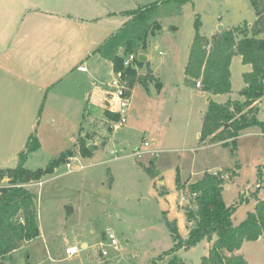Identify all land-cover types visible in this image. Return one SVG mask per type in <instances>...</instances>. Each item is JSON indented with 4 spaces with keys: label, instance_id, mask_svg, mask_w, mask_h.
<instances>
[{
    "label": "rangeland",
    "instance_id": "1",
    "mask_svg": "<svg viewBox=\"0 0 264 264\" xmlns=\"http://www.w3.org/2000/svg\"><path fill=\"white\" fill-rule=\"evenodd\" d=\"M258 2L264 11V0ZM153 4H136L129 20L121 21L123 28L105 42L122 46L121 55L145 56L156 80L148 84L149 92L140 85L133 87L123 126L112 129L97 121L84 126L82 135H87L86 146H95L93 151L86 152L85 157L77 154L68 161L69 166L60 164L41 181L27 185L36 195L39 235L25 242L3 264H200L208 253L206 240L188 250L162 254L173 247L165 218L176 221L182 239L189 232L184 213L188 200L176 188L177 177L181 182H196L204 172L235 169L237 161V175L222 191L225 205H234L241 193L251 196L258 186L257 196L264 201V135L260 129L250 127L239 133L236 154L220 143L201 144L199 134L209 101L223 104L227 99L184 84L196 19L200 34L211 37L220 26L228 30L253 24L254 10L247 0H170ZM83 66L86 73L76 75L75 68L66 70L61 82L49 89L50 94L55 92L61 97L41 94L31 119L32 128L39 121L35 133L40 148L28 155L25 166L29 169L46 168L54 157L75 144L74 135L84 110L102 106L106 91L103 84L112 75L110 62L95 54ZM241 68V58L235 56L230 65L231 99L239 98ZM157 81L162 84L159 91ZM80 84L85 88L80 101L71 103L73 89ZM258 107L257 118L264 122V96ZM26 141L14 156L10 149L8 158H0L4 159L0 168L18 165ZM136 149L140 157L135 155ZM150 162L160 182L140 167ZM6 183L4 179L0 186ZM254 204L251 198L239 204L232 215L233 224L244 220ZM66 207L72 208L69 215ZM108 231L114 235L116 246L104 237ZM75 245L83 250L77 256H66L65 248ZM239 253L248 264H264V239L245 242Z\"/></svg>",
    "mask_w": 264,
    "mask_h": 264
},
{
    "label": "trees",
    "instance_id": "2",
    "mask_svg": "<svg viewBox=\"0 0 264 264\" xmlns=\"http://www.w3.org/2000/svg\"><path fill=\"white\" fill-rule=\"evenodd\" d=\"M167 1L170 0L159 2ZM179 1L183 3L187 0ZM247 1L256 15V20L251 25L245 23L228 30L223 29L208 39L200 34V22L196 19L195 34L184 69L186 86L195 88L196 82L199 81V89L203 92L211 95H229L232 92V58L239 56L243 64L251 67L250 71L242 74L243 87L238 92L239 99H229L223 104L209 101L203 114L199 142L203 145L220 143L229 147L232 154H236L235 141L242 130L258 127L264 135V122L257 118L258 104L264 96V11L259 7V0ZM159 2L153 5L156 6ZM118 45L105 42L96 50L113 63L115 71L123 69V56L117 55ZM141 67L146 68L145 75L138 73V68ZM124 80L129 91L135 85H140L147 91L148 84L154 82L155 77L148 62L142 63L136 59L131 67L124 70ZM155 86L159 91L162 84L157 81ZM108 106L106 102L104 115L111 120L118 119ZM88 123V119L82 120L75 136V144L63 151L59 157H54L46 168L32 170L25 166V162L28 155L40 147L34 128L27 138L24 150L18 156V165L0 169V181L7 179L6 185L0 186V262L10 261L13 252L20 249L25 242L38 237L36 195L27 185L41 181L43 177L53 173L57 166L67 164L69 159L77 154L86 156L85 153L89 152L86 146L87 135L83 136L82 133ZM140 167L151 179L161 181L153 162L147 167ZM238 167L239 163L236 161L235 169ZM235 169L223 168L220 172H204L198 181L192 183L181 182L176 178V188L184 199L188 200L184 213L189 232L187 237L182 239L178 234L176 221L165 218L173 247L162 253L164 256L180 249L188 250L206 240L209 249L200 264H248L239 250L245 242H254L260 237L264 239V201L257 196L260 188L258 186L251 196L245 197L241 193L234 205H225L222 191L237 175ZM257 177L259 181V170ZM250 198L255 200L253 211L247 212L244 220L234 225L232 215L235 209Z\"/></svg>",
    "mask_w": 264,
    "mask_h": 264
},
{
    "label": "crops",
    "instance_id": "3",
    "mask_svg": "<svg viewBox=\"0 0 264 264\" xmlns=\"http://www.w3.org/2000/svg\"><path fill=\"white\" fill-rule=\"evenodd\" d=\"M138 2L0 0V158H8L6 154L10 149L13 150L10 154L14 156L23 146L24 140L31 133V119L38 108L41 94H50L49 89L53 90L55 85L61 82L67 74L66 70L75 68L76 75L86 73L87 69L83 72L78 68L95 54L100 55L96 49L101 47L109 36L123 28L125 19L129 20L136 11V4L144 6L157 0ZM214 35L205 37L210 39ZM122 49L123 47L118 45V56H126L120 54ZM100 57L104 58L101 55ZM104 59L110 62L112 73L113 63L107 58ZM143 69L146 70L145 67L138 69L140 75H145ZM250 70L249 65L242 63V74ZM107 83L103 84L106 91L102 106L85 109L79 127L83 119L107 123L109 118L104 115L105 104L107 102L109 105L110 99ZM83 88L80 84L73 89L71 103L80 101L78 98H81L79 95L84 92ZM195 89L201 91L197 87ZM50 95L61 97L55 92ZM223 96L227 100L231 99L230 94ZM38 122L36 121L32 128H36L35 131ZM242 247L239 250L241 253Z\"/></svg>",
    "mask_w": 264,
    "mask_h": 264
},
{
    "label": "built area",
    "instance_id": "4",
    "mask_svg": "<svg viewBox=\"0 0 264 264\" xmlns=\"http://www.w3.org/2000/svg\"><path fill=\"white\" fill-rule=\"evenodd\" d=\"M136 59L137 55L135 54H127L126 56H123V69L120 71H115L113 67L111 78L107 83L109 92L108 94L110 96L109 110L118 116V119L116 120H107V124L112 129L123 126L127 121V113L129 112L130 105V91L128 90L124 80V70L131 67ZM78 70L84 72L86 71V68L81 66L78 68ZM195 85L197 88H199L200 82L197 81ZM144 146H147V143H144ZM135 155L137 157L141 156V153L138 151V149H136ZM71 159L72 158H70L69 161ZM66 165L69 166V162ZM104 237L110 241L111 246L117 245L115 237L110 231H108ZM82 250L83 247L78 245L69 246L65 248V255L68 257H74L77 256ZM102 254L106 255V252L102 251Z\"/></svg>",
    "mask_w": 264,
    "mask_h": 264
},
{
    "label": "water",
    "instance_id": "5",
    "mask_svg": "<svg viewBox=\"0 0 264 264\" xmlns=\"http://www.w3.org/2000/svg\"><path fill=\"white\" fill-rule=\"evenodd\" d=\"M222 30H223V28L220 26L219 27V32H221ZM137 59H138L139 62L145 63L147 58L145 56H143V55H138ZM208 100H210V96L208 97ZM94 147H95L94 145H88L87 149L89 151H93ZM71 212H72V208L71 207H66L67 215H69ZM0 264H3V262H0Z\"/></svg>",
    "mask_w": 264,
    "mask_h": 264
}]
</instances>
